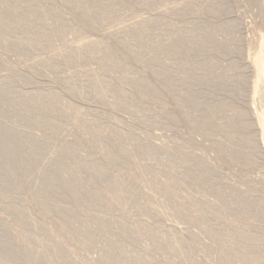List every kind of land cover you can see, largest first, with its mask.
Segmentation results:
<instances>
[{"label":"rangeland","instance_id":"obj_1","mask_svg":"<svg viewBox=\"0 0 264 264\" xmlns=\"http://www.w3.org/2000/svg\"><path fill=\"white\" fill-rule=\"evenodd\" d=\"M80 1L87 8L110 4L105 10L112 12L110 19L91 27L90 16L66 7L61 0H0V10L13 13L11 27L0 30V88L9 87L18 101L26 95H57L81 112L80 120L96 121L124 138L134 139L137 145L134 154L143 159L141 165L133 166L128 161L110 164L80 140L70 122H57L60 118L54 116L49 118L51 124H60L54 134V126L30 122L28 110L19 111L16 106L3 102L2 97L0 126L18 132L23 139L36 137L41 145L73 146L77 157L101 165L115 184L128 186L130 192L125 200H113L110 211L100 210L101 217L97 213L96 218L104 216L109 220L106 226L111 224L113 229L123 218L129 226L145 224L169 241L179 240L186 261L177 259L176 251H164L147 238H119L115 229L113 232L106 227V231L85 210L73 209L70 200L60 197L57 206L70 207L74 210L72 214L85 220L92 238V245L85 246L77 231L66 229V223L73 218L71 213L58 217L44 212L34 201L33 193L40 185L38 172L26 182L18 175L6 179L4 168L14 161L9 162L13 151H8L6 158L1 156L3 149H0L3 170H0V184H9L6 191H0V220L13 234L12 243H8L13 246L23 243L28 250L43 255L29 263H25L23 254L0 256V264H59L61 259L69 258L74 264H109L106 252L115 240L122 243L129 256L145 254L149 257L147 264H246L244 256H254L256 251L263 256L260 264H264V217L245 211V207L255 203L264 206V149L256 119V113L262 110V100L259 93L256 96L252 93L253 54L264 36V0ZM29 7L35 18H44L46 25L42 32L52 33L46 47L39 45L45 41L27 26H33L35 20L26 13ZM105 11L102 13L109 14ZM140 21L154 26L151 40L156 38L163 50L173 51L170 56L161 51L162 63L158 66L135 62L125 50V44H134L133 38L116 33ZM200 27L207 30L200 32L198 39L204 40L212 31L214 36L208 39L213 43L205 41L206 38L205 44L210 45L187 50V37ZM59 30L65 42L56 33ZM3 38L8 42L2 43ZM24 38L30 42L15 44ZM83 40L106 43L111 55L124 63L126 69L122 73L100 70L98 60L86 55L75 65L66 64L61 57L53 58L54 51H69L68 48ZM203 65L208 67L203 69ZM154 72L162 75L161 80L156 79ZM135 75H142L150 84L149 92L134 89L128 82ZM97 79L108 83L112 93L94 98L91 90ZM188 100L193 103L186 106ZM114 102L126 105L113 106ZM219 105L225 108L218 112ZM207 110L214 111V115ZM3 141L5 145L15 143L12 136H5ZM50 156L47 153L41 156V171L54 159ZM154 173L161 176L162 182L170 183L167 193L153 185L150 175ZM94 188L102 189L99 185ZM12 207H23L43 230L18 224L15 215L8 212ZM180 208L197 212L204 221L179 217ZM53 232L60 233V237H54L56 241L47 239ZM58 243L65 244L61 257L52 253ZM222 246H229V254L238 256L237 259L226 260L228 255L222 252Z\"/></svg>","mask_w":264,"mask_h":264},{"label":"bare ground","instance_id":"obj_2","mask_svg":"<svg viewBox=\"0 0 264 264\" xmlns=\"http://www.w3.org/2000/svg\"><path fill=\"white\" fill-rule=\"evenodd\" d=\"M61 1L66 7L78 10L81 12V14L90 16V19L92 21L91 27L95 25H103L106 21L110 19V16H111L110 14L112 13L111 11L110 12L105 11V10H108L106 8L110 5V4L108 5L107 3H106L107 5H104V6L87 8L84 6V4L81 3L80 0H61ZM2 11L3 10H0V30H8L11 27V24L13 21V17H12L13 13L11 11H4V12ZM103 11L109 14H104L102 13ZM26 13L28 17L35 18V13L30 7L26 10ZM33 24H34L33 26L27 25V24L26 25L31 28V30L35 33L36 36L40 35L42 39L45 41V44L39 43V45H43V47H46L48 40L52 38L53 36L51 32H48V33L42 32V28L45 27L46 25L44 18L43 17L35 18ZM153 27L148 26V24L145 21H140V22L135 23L132 26H126V27L120 28L119 30L117 28L118 31L116 30L117 34L127 35L128 37L133 38L134 40L133 45L125 44L126 45L125 47L122 44L123 47H125V50L127 51L126 54L132 57V59L135 60V62H139L141 64L144 63L147 66L149 64L158 66L162 63V58L159 54L161 51H162L161 54L165 53L166 56H170L171 54H173L172 50L171 51L169 50L167 52L163 50L161 44L159 43L160 40L158 41V39L156 38L151 40V36L154 32V29H151V28ZM205 29L207 30V28ZM204 30L201 27L197 28L196 32L194 31V35H190L187 37L186 39L187 50L197 48V47L202 49L203 45L205 44L204 40L207 38L205 41L207 40L209 41V39L213 38L214 35L211 33L212 31L210 30L211 32L209 33V35H206L207 37H205L204 40L198 39V34ZM56 33L59 37H61L63 42H65L64 37H63V32L59 30L58 32L56 31ZM27 40H28L27 38H24L22 40H16L15 44L17 45L25 44ZM1 42L6 43L8 42V39L3 38ZM207 42L206 44L213 43L211 40L209 41V43ZM120 43H124V41ZM105 44L99 41H95V40H83V41H80V43L77 46L71 49L68 48L69 51H66V52H61L58 50L54 51L53 58L61 57V58H64L66 64L75 65V64H78L81 58L86 55L87 57L91 59L95 58L96 60H98L100 70L101 69L102 70L113 69V70L118 71L119 73L120 72L122 73L126 69V65L124 63H121V61L120 62L116 61V59L110 53V48ZM145 47L149 48L147 52H146L147 49L145 50ZM257 48L258 49H256V51L253 54L252 93L254 96H256L259 93L261 100H262L261 101L262 110L256 113V119H257V123H258L259 130H260V140L262 143V147L264 149V36L261 37ZM153 52L154 53L156 52V55H154ZM207 67H208L207 65L202 66L203 69H206ZM153 74L155 75L157 80H161L162 75L160 73L154 72ZM123 79L126 80L128 78L124 77ZM185 80H187V78H185ZM128 82H131L134 89L148 91V92L150 91V86H149L150 84H148V82L142 78V75L132 76L131 79L128 80ZM8 88L9 87L0 88V98L2 97L1 99L3 102H6L9 105L16 106L19 111L28 110L30 114L28 115V117L31 118L29 119L30 122L37 123L38 125H41L43 127H47V126L53 127L54 126V130H52L54 134H57L55 130H58L57 127L60 126V124L57 122H60L61 120L70 122L73 126L75 133L79 135L80 140L87 143L91 147H93L96 153L101 155L104 161L110 162V164L112 163L115 165L116 164L120 165L127 161L129 164H132L133 166L141 165V162L143 161V159H139L135 157V154H134V149L137 147L134 139L129 140L128 138H124L121 135H119L114 129L107 128V125L101 126V124L99 123L97 124L96 121L90 122L87 120L86 121L80 120L81 112L77 110V108L75 110V108L71 107V105H69L67 102L59 99V97L53 93L42 94V95L38 94V96L36 97L33 95H26L23 98H21V100L18 101V100H15V98L13 97L14 93L10 91ZM69 91L71 90L69 89ZM71 92L74 93L75 91L72 90ZM109 93H112V90L109 84L106 83L105 81H101V80L98 81L97 79V81L92 86L91 95L94 98L99 99V98H104ZM191 103H193V101L188 100L185 105L189 106ZM112 105L113 106H119V105L125 106L126 104L123 102H114ZM223 108H225L224 105H219L216 110L219 112L223 110ZM207 111L211 113L212 116L214 115V111L212 110L210 111L207 110ZM53 116L54 118L59 117L60 119L59 121L57 119V122L51 124L50 119L51 117L53 118ZM63 121H62V124H63ZM221 128L222 126L220 125V129ZM53 133L51 134V136L53 135ZM5 136H12L15 139L14 145L11 146V145L3 144L4 143L3 138ZM25 138L26 139H23L22 136L18 132L10 131L0 126V149H3L1 156L6 155V158H7V154H8L7 152L10 150L13 151V153L10 155L9 162H11L12 159L14 161H12V163L10 164H6L5 166L6 168H4V172L6 173L5 174L6 179H10L18 175L21 178L22 182H26L28 181V179L31 178V176H33L34 173L38 172L40 185L34 191L33 199L34 201H37L40 204V206L42 207L41 210H43L46 213L55 214L58 217H63V216L65 217L67 216V213L72 214V212L74 211L72 210V208L70 207L63 208V207L57 206L58 204H56V201H58L57 199H59L60 197L65 198L71 201L72 204L71 203L70 204L73 206V209L78 208L80 210L81 209L85 210L89 216L91 217L93 216V218H95V220L98 221L97 223L100 226H104V229L106 231L107 229L112 230L113 227L111 228V224L110 226H108L110 228L106 226L109 220L106 221L104 216L102 217V219H99L101 215H99L98 212H101L100 210H105L106 212L110 211L113 200L114 201L125 200L126 196L130 192L128 191L130 189H127L128 186L119 187L117 184H115L116 182H114L113 179L109 178L110 176L108 175V172L101 165L95 164L90 159H81L80 157H77L75 148L73 146L65 145V144H58L53 147L52 146L49 147L47 145L38 144L37 140L35 139L36 137L34 138L30 136V137H25ZM24 152L26 153L24 154ZM45 153L49 154V156L51 155L50 157H54V159H52V161L47 162V168L44 171H41L40 170L41 156ZM0 170L2 169L0 168ZM150 176H153V179H154L153 185L156 188L161 189L165 193H167L168 188H171L169 187L170 183L168 184V183L162 182L163 179L161 180V176L155 173L151 174ZM98 185L101 186L102 189L94 188V186H98ZM8 188H9L8 183L0 184V191L4 192ZM109 194L111 195V197L109 196ZM184 205H186V203ZM193 209L195 210L196 207ZM198 209H201V208H198ZM195 211L188 210V208L187 209L180 208L178 209L177 214L181 218L193 219L196 222L202 223L204 221V218L203 220H200L201 216L196 215L197 212ZM245 211L246 212L253 211L264 217V206H261L260 203H257V204L255 203L253 205H249L245 207ZM8 212L15 215L16 217L15 221L20 225H27V227L29 226L32 229H35V230L37 229V231L38 229L43 228V226L41 228L40 223L39 224L35 223L31 219V217L27 214V211L23 209V207L22 208L12 207L8 209ZM97 213L99 215V218H96V216H98ZM72 217L73 218H71V220H69L66 223L67 231H74V232L77 231L78 232L77 234H79L80 236L78 237L81 239L83 237L82 240L84 241L85 246H91L92 238H91V234L88 233L85 220L79 217H76V215L74 214H72ZM122 219H120L121 222L117 219L119 222L116 223V225L112 222L113 226L115 225L114 229L117 231V233L114 231V229H113V232H115V235L118 234L119 238L121 239L122 238L123 239L124 238L125 239L127 238L137 239L140 237L147 238L151 241V244L161 247L164 251H176L177 259L181 261H186V253L182 249V244L179 240L169 241L163 234L157 233L155 231L153 232V230L152 229L150 230L149 228H147L145 224L132 227V226L125 224V222ZM61 232H62V229H61ZM109 232H112V231H109ZM55 233L53 232L52 235H48L47 239L49 238L50 240H53V239L55 240L54 237H56V235L59 236L60 234V233L58 234V232L57 234ZM12 236L13 234L10 233V230H8V228L5 226L4 222L0 220V256L15 257L17 255L20 256V254L21 255L23 254V255H26V259H24L25 263L26 262L29 263V261H32L37 257L43 258V255L28 250L27 247L23 243H21L22 244L21 246H19L18 244H17L18 246L17 245L13 246L12 244H9L11 242ZM213 236H216V235L213 234ZM39 241L41 242V240ZM64 243L63 245L65 246ZM63 245L58 243V245L54 246L55 248L52 249L53 250L52 253H54L56 257L63 255L65 251ZM221 249H222V252L224 251L227 252L228 258H226V260L229 259L228 261H232V260L234 261L235 259H237L238 256L229 254V246L228 248L225 246H222ZM259 251H262V250H259ZM256 252L254 256H249V257L244 256V261L246 262V264H260L261 262H263L262 260L263 256L260 254H257L258 252L257 253ZM106 253H107L106 260L109 264H120V262L123 260L118 259L119 257H123V259L126 258V260L121 262L122 264H147L149 263V260H148L149 257L147 258L145 254L130 255V256L127 255L128 254L127 250L122 245V243L118 240L117 241L115 240L109 244ZM23 257L25 258V256ZM118 260L120 261L119 263H118ZM73 262L70 258L64 259V260L61 259L59 264H74Z\"/></svg>","mask_w":264,"mask_h":264}]
</instances>
